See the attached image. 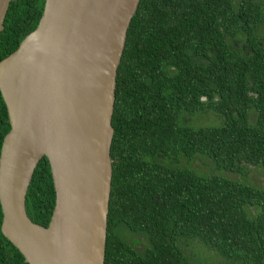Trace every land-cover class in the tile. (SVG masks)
Segmentation results:
<instances>
[{
	"label": "trees",
	"instance_id": "16d2710c",
	"mask_svg": "<svg viewBox=\"0 0 264 264\" xmlns=\"http://www.w3.org/2000/svg\"><path fill=\"white\" fill-rule=\"evenodd\" d=\"M43 5L10 2L0 60ZM112 126L105 264H264V0H140ZM9 129L0 93V148ZM54 203L44 156L27 214ZM0 264H28L1 229Z\"/></svg>",
	"mask_w": 264,
	"mask_h": 264
},
{
	"label": "water",
	"instance_id": "95a60500",
	"mask_svg": "<svg viewBox=\"0 0 264 264\" xmlns=\"http://www.w3.org/2000/svg\"><path fill=\"white\" fill-rule=\"evenodd\" d=\"M0 0V34L10 2ZM140 0H44L36 27L0 60L9 131L0 148L1 232L28 264H105L117 69ZM55 203L33 222L42 157Z\"/></svg>",
	"mask_w": 264,
	"mask_h": 264
},
{
	"label": "rangeland",
	"instance_id": "374dc122",
	"mask_svg": "<svg viewBox=\"0 0 264 264\" xmlns=\"http://www.w3.org/2000/svg\"><path fill=\"white\" fill-rule=\"evenodd\" d=\"M261 180V179H260Z\"/></svg>",
	"mask_w": 264,
	"mask_h": 264
}]
</instances>
